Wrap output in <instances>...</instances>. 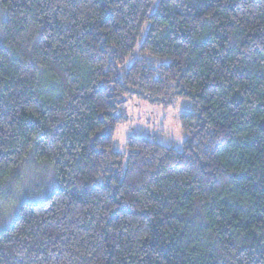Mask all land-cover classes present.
I'll list each match as a JSON object with an SVG mask.
<instances>
[{
    "label": "trees",
    "instance_id": "trees-1",
    "mask_svg": "<svg viewBox=\"0 0 264 264\" xmlns=\"http://www.w3.org/2000/svg\"><path fill=\"white\" fill-rule=\"evenodd\" d=\"M131 96L191 101L182 149H113ZM23 164L56 184L0 264H264V0H0V184Z\"/></svg>",
    "mask_w": 264,
    "mask_h": 264
},
{
    "label": "rangeland",
    "instance_id": "rangeland-1",
    "mask_svg": "<svg viewBox=\"0 0 264 264\" xmlns=\"http://www.w3.org/2000/svg\"><path fill=\"white\" fill-rule=\"evenodd\" d=\"M122 109L123 118L113 137L115 151L126 153V141L131 136L182 149L188 135L182 129L180 116L183 111L193 109L189 99L179 97L169 105H160L131 96L127 97ZM20 171L19 177L12 174L0 184V226L11 224L23 202L41 201L56 184L53 169L23 164Z\"/></svg>",
    "mask_w": 264,
    "mask_h": 264
}]
</instances>
